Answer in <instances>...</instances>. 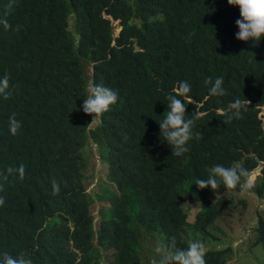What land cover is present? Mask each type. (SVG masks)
Segmentation results:
<instances>
[{
  "label": "trees",
  "instance_id": "1",
  "mask_svg": "<svg viewBox=\"0 0 264 264\" xmlns=\"http://www.w3.org/2000/svg\"><path fill=\"white\" fill-rule=\"evenodd\" d=\"M9 2L0 0V19ZM13 9L12 27L0 25V77L9 75L12 92L0 98V171L23 163L26 172L0 181V253L25 252L33 264H103L107 254L110 264H142L141 241L157 231L164 244L175 237L177 248L206 246L209 236L220 242L247 199L195 185L218 164L261 166L251 190L264 198V39L235 38L238 7L227 0H15ZM209 77H223L226 95H209ZM182 81L191 86L185 119L195 105L206 115L177 157L158 123ZM91 83L120 96L93 128L82 111ZM237 98L249 108L223 123L218 110ZM12 114L21 122L15 136ZM91 143L100 161L97 193L84 186L93 178ZM92 195L100 203L96 223ZM253 232L252 246H264L263 216ZM228 253L208 249L206 264H225Z\"/></svg>",
  "mask_w": 264,
  "mask_h": 264
},
{
  "label": "clouds",
  "instance_id": "2",
  "mask_svg": "<svg viewBox=\"0 0 264 264\" xmlns=\"http://www.w3.org/2000/svg\"><path fill=\"white\" fill-rule=\"evenodd\" d=\"M227 3L239 9L240 18L235 21L238 28V32L235 34L237 40L244 42L251 40L255 44L256 41L264 39V0H227ZM14 4L15 0H10L4 13L5 18L0 19V25L5 30L12 27L7 16L14 10ZM205 84L211 85L209 89L210 96L226 95V90L223 87V77H217L214 82L209 77L205 80ZM10 89V77L6 73L3 77H0V98L8 100L12 95ZM190 91L191 86L187 81L179 82L178 88H174L168 94L167 111L163 114V119L158 123L159 137L160 139L162 138V142L166 141L171 147L172 156L179 157L189 151L187 145L193 138L192 129L196 121L206 115L195 105L191 118L185 119L187 108L185 99ZM119 100L120 96L117 90L102 84L91 83L87 89V96L83 99L82 111L92 117L90 124H93L104 113L108 112L111 106L117 104ZM250 103L247 99L237 98L227 108L218 110V114L225 117L223 123L241 119L243 112L249 108ZM8 127L13 136L18 133L21 128V122L17 120L16 114H12L9 117ZM25 172L26 168L23 163L15 167L7 166L3 171H0V181L7 182L9 177H18L23 180ZM254 179V173L237 162L230 167L219 164L213 166L208 177L206 179H196L195 185L201 190L211 188L214 193L223 186L226 192L239 190L241 194H246L253 188ZM52 189L53 195L59 194L60 187L57 182L53 181ZM3 191V183H0V192ZM89 192L87 190V193ZM4 204L5 198L0 196V207L4 206ZM154 253L155 255L152 257L150 264H206V249L200 241H192L186 248H177L175 237H173L169 244H157L154 248ZM0 264H33V260L25 252H20L14 257L5 251L0 253Z\"/></svg>",
  "mask_w": 264,
  "mask_h": 264
},
{
  "label": "rangeland",
  "instance_id": "3",
  "mask_svg": "<svg viewBox=\"0 0 264 264\" xmlns=\"http://www.w3.org/2000/svg\"><path fill=\"white\" fill-rule=\"evenodd\" d=\"M117 23H114L115 34L117 35L120 32L119 26H116ZM89 67H87L88 70ZM264 116V107L261 109V114ZM99 121L91 124V128L96 126ZM92 148L95 151L94 160L92 163L93 169V178L85 177L84 186L88 191L93 193L96 191L97 193V181L101 178L100 170V161L99 157L96 153V145L91 143ZM261 166H258L252 172L255 175V180L260 175ZM242 195V194H241ZM240 195V197H241ZM94 196V195H93ZM247 199V206L245 209L239 206L235 210L234 214V228H228L226 230V234H221L220 242H216L212 236H209V240L206 243L205 249H224L229 247L230 253L225 256L226 262L225 264H264V246L258 245L253 247L252 244L255 240V232H253V228L256 227L259 216L264 217V198H259L255 196L250 190L248 193L243 194ZM93 214L95 216L94 223L98 220V212L100 203L97 200L96 196L93 198ZM243 211V216H239V212ZM198 240H200V236L197 235ZM164 244V237L157 231L155 232V237L145 239L141 241V247L139 249V254L141 255L142 264H150L152 257L155 255L154 248L157 244ZM205 243V242H204ZM111 256L107 254L103 259V264H110Z\"/></svg>",
  "mask_w": 264,
  "mask_h": 264
},
{
  "label": "water",
  "instance_id": "4",
  "mask_svg": "<svg viewBox=\"0 0 264 264\" xmlns=\"http://www.w3.org/2000/svg\"><path fill=\"white\" fill-rule=\"evenodd\" d=\"M108 19H110V17H109ZM115 35H116V34H115Z\"/></svg>",
  "mask_w": 264,
  "mask_h": 264
}]
</instances>
